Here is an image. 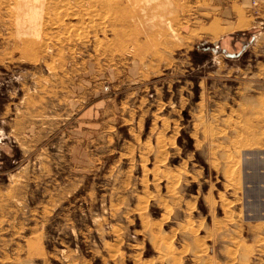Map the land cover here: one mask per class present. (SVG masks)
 Returning <instances> with one entry per match:
<instances>
[{
    "label": "rangeland",
    "instance_id": "obj_1",
    "mask_svg": "<svg viewBox=\"0 0 264 264\" xmlns=\"http://www.w3.org/2000/svg\"><path fill=\"white\" fill-rule=\"evenodd\" d=\"M15 1L0 0V264H264L258 0L246 25L232 0H46L29 48Z\"/></svg>",
    "mask_w": 264,
    "mask_h": 264
},
{
    "label": "bare ground",
    "instance_id": "obj_2",
    "mask_svg": "<svg viewBox=\"0 0 264 264\" xmlns=\"http://www.w3.org/2000/svg\"><path fill=\"white\" fill-rule=\"evenodd\" d=\"M90 1L97 3L102 7H107L111 10V12H114L115 14L116 12L119 14L121 13V11L127 9V3H121L123 0ZM45 2L46 0H22L20 2L15 1L12 4V13L15 14L13 24L16 26V34L19 36V42H21L23 45H26L28 48L35 46V43H37L38 34L35 33L37 31V25L35 24V21L38 18V13L40 12V10H42V7L40 6H42ZM43 51H46V45L43 47Z\"/></svg>",
    "mask_w": 264,
    "mask_h": 264
},
{
    "label": "crops",
    "instance_id": "obj_3",
    "mask_svg": "<svg viewBox=\"0 0 264 264\" xmlns=\"http://www.w3.org/2000/svg\"><path fill=\"white\" fill-rule=\"evenodd\" d=\"M134 1L136 2L137 0H134ZM258 2H259V7L260 8H263V11H264V0H258ZM231 6H232V9L233 10H235L238 14H240V16H239V18H240L239 19V25L240 24L241 25H246L248 21H246L247 18L244 17L243 14H244V9H246L247 6L248 7L250 6V0H240L239 2H238V0H232ZM158 15L160 16V21H162L161 23H163V21L165 19L164 16L162 14H158ZM169 28L170 27H168V26L166 28H164V29L161 28V31H160L159 34L167 35L169 33V31H170ZM208 28L210 30H212L214 32V34L215 33L217 34L219 31H221V28L219 27V22H217L216 19L213 20L209 24V27ZM213 43H214L213 44L214 46L217 45V41L216 40ZM209 47L210 46H206L205 49H208Z\"/></svg>",
    "mask_w": 264,
    "mask_h": 264
}]
</instances>
